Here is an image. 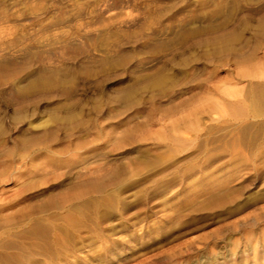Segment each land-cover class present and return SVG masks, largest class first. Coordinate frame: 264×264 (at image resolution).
Returning a JSON list of instances; mask_svg holds the SVG:
<instances>
[{"label":"rangeland","instance_id":"374dc122","mask_svg":"<svg viewBox=\"0 0 264 264\" xmlns=\"http://www.w3.org/2000/svg\"><path fill=\"white\" fill-rule=\"evenodd\" d=\"M263 88L264 0H0V264H264Z\"/></svg>","mask_w":264,"mask_h":264},{"label":"bare ground","instance_id":"6f19581e","mask_svg":"<svg viewBox=\"0 0 264 264\" xmlns=\"http://www.w3.org/2000/svg\"><path fill=\"white\" fill-rule=\"evenodd\" d=\"M264 89V88H263ZM256 95V94H255ZM264 96V95H263ZM232 104V103H231ZM229 105V104H228ZM234 105V104H233ZM238 105V104H237ZM239 107V106H238ZM240 110V109H239ZM245 111V110H244ZM64 202V201H63ZM56 218V217H55ZM57 230V229H56ZM63 245V242L61 241V240H57L56 242H55V245H53V246H55L56 248H58V247H61Z\"/></svg>","mask_w":264,"mask_h":264}]
</instances>
